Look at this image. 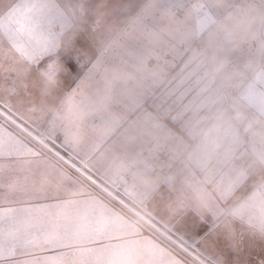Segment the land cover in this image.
<instances>
[{"label": "snow or ice", "instance_id": "snow-or-ice-1", "mask_svg": "<svg viewBox=\"0 0 264 264\" xmlns=\"http://www.w3.org/2000/svg\"><path fill=\"white\" fill-rule=\"evenodd\" d=\"M59 10L55 0H27L0 20V264H185L180 256L152 252L149 260L135 250L157 243L141 223L126 218L140 217L134 204L150 192L131 181L140 162L129 164L119 183H109L114 153L134 146L110 135L120 123L91 103L104 64L125 56L145 63L138 50L147 49V36L140 28L130 35L100 32V21L90 17L77 46L62 53L65 37L57 25L65 18ZM89 48L94 55L86 59ZM11 64L21 67L9 72ZM114 88L116 111L131 115L129 105L149 99L135 79L116 81ZM214 217L215 209L196 234L206 236ZM149 227L162 225L152 221ZM169 240L192 255L193 246L179 233Z\"/></svg>", "mask_w": 264, "mask_h": 264}, {"label": "crops", "instance_id": "crops-1", "mask_svg": "<svg viewBox=\"0 0 264 264\" xmlns=\"http://www.w3.org/2000/svg\"><path fill=\"white\" fill-rule=\"evenodd\" d=\"M193 1L135 0L131 13L122 19L124 21L116 31L130 35L134 28L143 29L147 49L138 50V54L145 58V63L137 64L125 56L115 65L104 64L101 68L103 84L95 90L91 103L94 111L101 114L107 111L120 123L121 127L109 129L110 135L134 146V151L124 149L114 153L117 167L112 171L109 183H119L120 177L127 174L129 164L140 162L131 181L149 189L150 194H144L142 202L134 206L169 233H179L191 245H194L191 240L197 242L201 237L196 234V229L208 221L215 209L209 233L202 236L204 239L200 242L201 247H206L210 239L214 241L228 235L233 239L231 220L235 221L252 205L238 199L226 202L224 207L226 203L205 187L203 175L199 176L193 167L201 169L205 163L197 120L181 111L174 115L167 105L163 109L156 108L158 91L168 82L167 77L161 78V70L179 62L183 68L185 56L193 50L202 58L201 66H198L202 70L200 80L205 83L207 79L217 92L251 84L258 75L264 77V0H197L199 4H205L215 18L200 35L195 27L200 10L192 7ZM178 7L180 11L176 10ZM128 79H135L149 98L143 105H129L133 109L131 115L111 107L114 84ZM175 99L183 98L178 95ZM167 112H171V118L165 117ZM96 135L101 136L100 133ZM127 215V219L143 225L146 236L159 238L156 236L159 232L147 223ZM239 225L241 227L235 226V229H239L240 234L245 230L243 226L250 228ZM259 234L263 235L262 230ZM139 247H135L138 252ZM202 254L206 256L204 252ZM206 258L214 264L213 259Z\"/></svg>", "mask_w": 264, "mask_h": 264}, {"label": "rangeland", "instance_id": "rangeland-1", "mask_svg": "<svg viewBox=\"0 0 264 264\" xmlns=\"http://www.w3.org/2000/svg\"><path fill=\"white\" fill-rule=\"evenodd\" d=\"M134 1L55 0L60 9L58 14L65 18L63 23L57 25V31L62 30L65 37V42H61L60 45L61 52L67 53L71 51L72 47L77 46L78 38L86 32L90 17L100 21V32L116 31L124 21L122 19L131 13ZM26 2L27 0H0V20L7 21L9 11L14 9L17 4L23 6ZM92 36V33H88L90 40ZM83 54L86 59H90L94 55L90 48L84 49ZM185 57V59L183 58L186 61L185 67L181 68L179 66L181 62H179L177 65L174 63L173 67L161 70V78L167 77L168 82L162 85L158 91L159 95L155 101L156 108L163 109V106L167 105L173 110L174 115H179L181 111L197 120L205 163L201 169H198L197 166L193 167L199 176L203 175L202 181L206 188H210L213 193L212 182L215 177L219 176L221 179V174L224 175L229 171L231 174L235 172L236 178L242 180V183L238 181L235 192L231 190V195L226 199L225 195H222V198L215 196L223 203L228 201L232 203L233 200L238 199L251 202L252 206L249 210L251 212L255 206L261 208V214H251L253 219L259 220L254 221L258 223L255 226L258 230L255 232L243 226L246 222L242 217L245 212H242L235 221L231 220L230 226L234 230L233 239L230 235L227 237L225 233L226 238L221 236L214 241L210 239L211 241L207 242L206 247H201L200 242H203L204 239L201 236L197 242L191 240L194 244L192 249L201 255L204 252L206 256L213 259L214 264H264V259H261L264 256V137L262 136L264 130V77L258 75L251 84L240 86L231 91L217 92L215 86L206 82L207 79L205 83L200 80L202 70L198 69V66H201V56L192 50L191 54ZM20 67L19 64L6 65L9 72H14ZM62 83V79L58 78L57 86ZM240 93L244 95L245 99H241ZM178 95L183 99H175ZM235 95L238 97L237 108L232 109L231 102ZM38 99L39 97H37ZM46 104L53 110V105L48 102ZM171 115V112H167L165 117L169 118ZM42 118L48 119L46 116ZM177 120L179 119L177 118ZM247 196H250L249 199ZM226 206L227 203L224 207ZM133 218L142 221L139 217L134 216ZM239 223L245 228L241 234L239 229L238 231L235 229V226H240ZM260 230L263 235L259 234ZM166 231L168 232V230ZM156 234L159 238L153 240L157 243L140 246V255L150 260L151 257H148L147 254L155 252L168 259L180 256L185 264H200L191 256L185 255L183 250L160 233ZM188 234L190 233L188 232ZM160 244L163 245L162 252L158 247ZM197 244L198 248L195 247ZM206 256H204L205 259H207Z\"/></svg>", "mask_w": 264, "mask_h": 264}, {"label": "built area", "instance_id": "built-area-1", "mask_svg": "<svg viewBox=\"0 0 264 264\" xmlns=\"http://www.w3.org/2000/svg\"><path fill=\"white\" fill-rule=\"evenodd\" d=\"M177 1L182 2V0H177ZM191 5L194 8H198L199 3L197 0H195L191 3ZM176 10L180 11L181 8L178 7V8H176ZM239 96H241V99L242 98L245 99V97L242 93H240ZM237 101H238V97H236V95H235L234 100L231 102V108L232 109L237 108V105H236ZM229 172L225 173L224 175L221 174V179H219V176L217 175L218 177H215V180L212 182V188L214 190L215 195H217L218 197L222 198L223 197L222 195H225V199H226L227 197H229V195H231V190H234V192H235V187L237 186L238 181H240V183H242L241 179L236 178L237 175L234 174L235 172L232 174ZM247 197H248L247 199H249L250 196H247ZM252 209L251 210L253 213L248 210L244 213V215L242 217H243V221L246 222V223L245 222L244 223L247 224L252 230L255 231V230H258L255 227L258 223H255L254 221H259V220L257 218L253 219L251 214H254V215L261 214V208L259 206H255Z\"/></svg>", "mask_w": 264, "mask_h": 264}, {"label": "water", "instance_id": "water-1", "mask_svg": "<svg viewBox=\"0 0 264 264\" xmlns=\"http://www.w3.org/2000/svg\"><path fill=\"white\" fill-rule=\"evenodd\" d=\"M198 8L200 10V14L199 16L196 18V22H195V27H196V33L197 35H200L204 30L207 29V27L214 21V16L212 15V13L209 11L208 8H206L205 4H199ZM140 212V211H139ZM142 221L145 222L144 219L142 218H146L148 221V225L150 222H152V220H150L144 213L140 212V217H139ZM146 223V222H145ZM157 232H159L162 236H164L165 238H167L169 240V236L170 233L167 232L166 230H164L163 228H161L160 230H156ZM170 241V240H169ZM171 242V241H170ZM173 243V242H172ZM174 244V243H173ZM175 245L180 248L182 250V245H179L178 243H175ZM192 251V255L191 257H198L194 258L196 261H198L200 264H211L207 259H205V257L203 255H201L199 252H194L193 249H191Z\"/></svg>", "mask_w": 264, "mask_h": 264}, {"label": "bare ground", "instance_id": "bare-ground-1", "mask_svg": "<svg viewBox=\"0 0 264 264\" xmlns=\"http://www.w3.org/2000/svg\"><path fill=\"white\" fill-rule=\"evenodd\" d=\"M163 228V227H162Z\"/></svg>", "mask_w": 264, "mask_h": 264}]
</instances>
